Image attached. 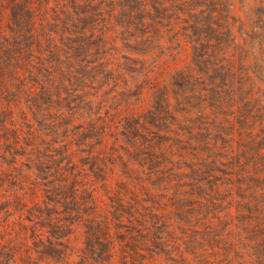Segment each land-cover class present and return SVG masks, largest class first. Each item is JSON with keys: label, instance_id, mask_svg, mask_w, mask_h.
I'll return each instance as SVG.
<instances>
[{"label": "trees", "instance_id": "trees-1", "mask_svg": "<svg viewBox=\"0 0 264 264\" xmlns=\"http://www.w3.org/2000/svg\"><path fill=\"white\" fill-rule=\"evenodd\" d=\"M251 1L0 0V264H264Z\"/></svg>", "mask_w": 264, "mask_h": 264}, {"label": "rangeland", "instance_id": "rangeland-1", "mask_svg": "<svg viewBox=\"0 0 264 264\" xmlns=\"http://www.w3.org/2000/svg\"><path fill=\"white\" fill-rule=\"evenodd\" d=\"M240 1H242L245 5L253 4L251 0H240ZM236 7H237V9L239 8V2H237ZM237 17H243V14L238 13ZM228 144L230 145L231 142L229 141ZM73 151H75V148H71L70 153H73ZM62 166L66 168L67 173L69 174L70 170L73 169V157H72L69 165H67V162L64 161ZM261 167H263V166H261ZM2 206L3 205H0V207H2ZM226 206H227V203H222L219 206L217 205V206L213 207L212 208L213 213L209 214L207 216V219L209 221L198 218L199 222L203 223V225L202 224L201 225L197 224V225H195V227H192L193 230H196V231H207L209 229L206 230V228L204 226H210V224H212V226H214V228H216L214 233L218 235V243H219V244L215 243L214 245L219 247L221 249V251H223V250L228 251V245H227V243L224 240V237H226L227 231L221 230L220 226H218L219 219L221 217H224V215L227 213V212H225L226 211ZM196 210L197 209L195 208L193 210H190V212H192V213L195 212L196 213ZM218 211H221V213L218 214ZM202 212H203L202 215L204 216V213L206 212V210L204 209ZM6 217H7V213H5L4 211H1L0 212V221H3L4 219H6ZM192 222H193V225H194L195 221H192ZM193 245L195 247L202 246L200 243H195ZM193 251H198V250L194 249ZM220 259L224 260L225 258L221 257ZM226 259L227 260L223 261L222 264H240V261H237L234 258H229L228 259V257H226Z\"/></svg>", "mask_w": 264, "mask_h": 264}]
</instances>
